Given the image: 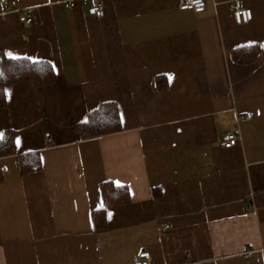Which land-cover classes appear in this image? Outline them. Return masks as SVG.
Here are the masks:
<instances>
[{
	"label": "crops",
	"instance_id": "1",
	"mask_svg": "<svg viewBox=\"0 0 264 264\" xmlns=\"http://www.w3.org/2000/svg\"><path fill=\"white\" fill-rule=\"evenodd\" d=\"M101 1L98 18L93 0H0V52L57 73L5 86L0 139L14 130L16 153L0 157V264H134L142 249L152 264H264V0H237L246 24L236 0ZM251 44L255 60L236 62ZM108 101L122 130L82 139L72 125ZM30 152L41 167L22 173ZM106 181L130 199L97 229Z\"/></svg>",
	"mask_w": 264,
	"mask_h": 264
},
{
	"label": "trees",
	"instance_id": "2",
	"mask_svg": "<svg viewBox=\"0 0 264 264\" xmlns=\"http://www.w3.org/2000/svg\"><path fill=\"white\" fill-rule=\"evenodd\" d=\"M260 50L259 44L239 46L232 50L233 59L241 64L255 60ZM57 73L53 65L46 60L33 61L29 58H11L0 52V107L7 104L5 86L17 82L32 80L36 85H46L55 82ZM160 80V78H159ZM159 87H163L160 85ZM73 129L82 139L94 138L122 130L118 106L114 101L102 102L89 112L85 121L74 123ZM16 153L15 131L7 129L0 139V157ZM22 173L37 170L41 167L39 154L27 153L18 155ZM105 207L92 212L96 228L106 225V208L111 204L127 202L130 199L129 190L117 186L111 181L100 185ZM256 204H264V191L256 193Z\"/></svg>",
	"mask_w": 264,
	"mask_h": 264
},
{
	"label": "built area",
	"instance_id": "3",
	"mask_svg": "<svg viewBox=\"0 0 264 264\" xmlns=\"http://www.w3.org/2000/svg\"><path fill=\"white\" fill-rule=\"evenodd\" d=\"M179 7L184 10L203 12L206 7V0H180ZM229 10L232 12L237 24L249 23L253 18L252 9L242 6L237 0L229 6ZM88 12L90 15L98 18L103 17L105 14V5L101 0H93V4L89 7ZM20 21L27 25L32 23L33 18L26 9L22 10ZM244 117L251 118L252 114L247 113ZM239 140L238 134L227 133L223 137L222 145L229 148L238 144ZM134 264H152L151 252L148 249L140 250L134 257Z\"/></svg>",
	"mask_w": 264,
	"mask_h": 264
},
{
	"label": "snow or ice",
	"instance_id": "4",
	"mask_svg": "<svg viewBox=\"0 0 264 264\" xmlns=\"http://www.w3.org/2000/svg\"><path fill=\"white\" fill-rule=\"evenodd\" d=\"M9 55H11V54H9Z\"/></svg>",
	"mask_w": 264,
	"mask_h": 264
}]
</instances>
